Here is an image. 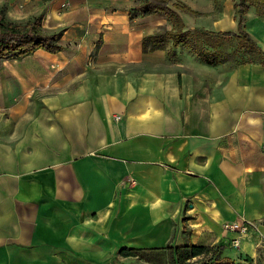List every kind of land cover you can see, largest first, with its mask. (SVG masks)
<instances>
[{
	"label": "crops",
	"instance_id": "1",
	"mask_svg": "<svg viewBox=\"0 0 264 264\" xmlns=\"http://www.w3.org/2000/svg\"><path fill=\"white\" fill-rule=\"evenodd\" d=\"M228 3L216 21L234 31ZM132 4L0 0L9 19L42 12L61 44L0 65V264H138L116 250L185 242L229 253L225 222L264 231V64L142 47L169 23L128 17ZM249 8L264 50V4Z\"/></svg>",
	"mask_w": 264,
	"mask_h": 264
},
{
	"label": "trees",
	"instance_id": "2",
	"mask_svg": "<svg viewBox=\"0 0 264 264\" xmlns=\"http://www.w3.org/2000/svg\"><path fill=\"white\" fill-rule=\"evenodd\" d=\"M132 1L133 4L127 10L128 17L159 13L169 23L168 28L160 27L143 35L142 47L153 49L162 48L168 43L170 46L179 44L199 56L205 63H214L221 60V51L217 47L219 43L232 37L236 40L234 52L238 47L254 51L256 58L252 61L264 64V50L249 36L243 26L246 10L251 6L258 11L264 0H233L232 18L236 23L234 31L187 25L183 14H197L198 11L182 0ZM41 18L42 12H38L23 20L9 19L0 8V65L3 60L30 53L36 48L49 52L61 48L58 42L60 31L45 30L41 25ZM244 62L247 60L236 61ZM116 254L132 256L148 264H238L235 259L222 254V245L219 243L203 245L185 242L181 245L166 244L163 247L120 248L116 250ZM114 264L119 263L114 260Z\"/></svg>",
	"mask_w": 264,
	"mask_h": 264
},
{
	"label": "rangeland",
	"instance_id": "3",
	"mask_svg": "<svg viewBox=\"0 0 264 264\" xmlns=\"http://www.w3.org/2000/svg\"><path fill=\"white\" fill-rule=\"evenodd\" d=\"M191 5L196 6L198 8L197 14H188L185 13V21L187 25H194L196 27H204L208 29H219L225 28L227 26V20L220 19L216 21V17L219 12L224 8V0H215L214 5H211V0H186ZM226 1V0H225ZM230 5V12L232 10L233 2L232 0H227ZM211 8V9H210ZM251 15H254L252 12L253 10L251 7ZM224 18V17H223ZM262 26V23L253 24L254 29H259ZM161 27H164L163 25ZM250 27V28H251ZM263 27V26H262ZM236 40L232 37L227 38L219 43L217 46L218 49L221 51V61L226 62L228 67L236 65V61L238 59H244L247 61H252L256 58V54L254 51L247 50L242 47H238L234 52L233 49L235 48ZM195 58L197 60L203 61L199 56L195 54ZM235 236V233L234 235ZM238 245L233 246L229 244L230 247L227 248L230 255L234 257L238 264H264V231L256 227L255 229L248 232L246 237H241L238 239ZM241 248V251H239ZM231 251H230V250ZM226 251L222 252L223 254ZM227 253L226 255H228ZM249 258V259H245ZM143 262V261H142ZM138 264H148V263H138Z\"/></svg>",
	"mask_w": 264,
	"mask_h": 264
},
{
	"label": "built area",
	"instance_id": "4",
	"mask_svg": "<svg viewBox=\"0 0 264 264\" xmlns=\"http://www.w3.org/2000/svg\"><path fill=\"white\" fill-rule=\"evenodd\" d=\"M64 4L66 5V3H63V5ZM123 182L132 184L133 180L132 178L127 177L119 182L120 185H122ZM222 226L224 230L235 233V236H233V238L230 240V244L233 246L238 245L239 238L246 237L248 232L256 228V226L251 221L245 220L243 218H240L238 221L225 222Z\"/></svg>",
	"mask_w": 264,
	"mask_h": 264
}]
</instances>
